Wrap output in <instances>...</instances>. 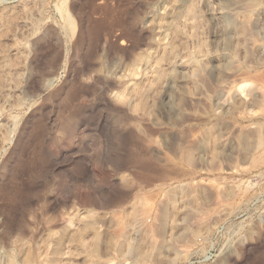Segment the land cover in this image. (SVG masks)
<instances>
[{"label":"rangeland","instance_id":"1","mask_svg":"<svg viewBox=\"0 0 264 264\" xmlns=\"http://www.w3.org/2000/svg\"><path fill=\"white\" fill-rule=\"evenodd\" d=\"M0 264H264V0H0Z\"/></svg>","mask_w":264,"mask_h":264}]
</instances>
